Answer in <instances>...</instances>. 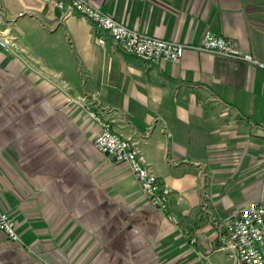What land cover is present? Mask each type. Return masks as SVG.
<instances>
[{
	"label": "crops",
	"instance_id": "1",
	"mask_svg": "<svg viewBox=\"0 0 264 264\" xmlns=\"http://www.w3.org/2000/svg\"><path fill=\"white\" fill-rule=\"evenodd\" d=\"M88 1L183 54L146 63L52 0H0L14 37L0 47V207L21 240L0 230V264H235L223 221L264 205V68L198 45L210 30L264 62V0ZM86 105L134 144L178 224L97 149Z\"/></svg>",
	"mask_w": 264,
	"mask_h": 264
},
{
	"label": "built area",
	"instance_id": "2",
	"mask_svg": "<svg viewBox=\"0 0 264 264\" xmlns=\"http://www.w3.org/2000/svg\"><path fill=\"white\" fill-rule=\"evenodd\" d=\"M53 1L63 11L64 16L67 15L68 9L79 12L93 21L99 29L106 31L110 39L125 52L133 54L146 63L176 62L183 54V44L132 29L114 20L112 16L100 11L86 0ZM97 42L104 45L106 41L100 37ZM13 44L14 37L8 21L0 14V47L8 48ZM198 48L264 68V62L242 51L233 38L210 30L204 31ZM85 110L100 127V132L93 140L97 149L113 162H125L135 176L147 202L163 212L169 221L178 224L177 216L168 211L170 191L150 171L134 144L129 139L114 134L110 124L89 105L85 106ZM261 128L264 130V112ZM15 225L14 219L0 207V229L11 241L18 242L20 238ZM222 241L223 247L231 253L235 264H264V205L258 200H251L237 213L226 217L223 221Z\"/></svg>",
	"mask_w": 264,
	"mask_h": 264
},
{
	"label": "bare ground",
	"instance_id": "3",
	"mask_svg": "<svg viewBox=\"0 0 264 264\" xmlns=\"http://www.w3.org/2000/svg\"><path fill=\"white\" fill-rule=\"evenodd\" d=\"M53 1V0H52ZM89 4H91L92 6H94V7H96V8H98L97 6H95V5H93L92 3H90L88 0H86ZM53 3H54V1H53ZM55 4V3H54ZM56 6V5H55ZM0 7H1V5H0ZM57 7V6H56ZM58 8V7H57ZM59 9V8H58ZM100 11H102L100 8H98ZM59 10H61V9H59ZM62 11V10H61ZM67 11V10H66ZM70 12H75V13H77V14H79V15H81V16H83V17H85L84 15H82V14H80L79 12H77V11H74V10H71V9H68V12H67V14L68 13H70ZM102 12H104V11H102ZM62 13H63V11H62ZM105 13V12H104ZM0 14H1V16L5 19V20H7L6 18H5V15L2 13V8H1V11H0ZM64 14V13H63ZM107 14V13H106ZM86 18V17H85ZM113 18V17H112ZM88 19V18H87ZM114 19V18H113ZM89 20V19H88ZM115 20V19H114ZM8 21V20H7ZM91 21V20H90ZM117 21V20H116ZM91 23L96 27V29H98L99 31H102L103 33H105V37H107V38H109L110 39V37L108 36V34L106 33V31H104V30H101V29H99L97 26H96V24L93 22V21H91ZM104 38V37H103ZM105 39V38H104ZM105 41H106V39H105ZM13 46H14V44H13ZM13 46H11V47H13ZM2 48V47H1ZM127 53V52H126ZM129 54H131V53H129ZM96 112V111H95ZM98 114V113H97ZM101 116V115H100ZM102 117V116H101ZM114 134H115V132H114ZM96 146V145H95ZM112 163H121V162H113L110 158H108ZM135 177V176H134ZM140 187V186H139ZM141 190V189H140ZM157 209V208H156ZM163 213V212H162Z\"/></svg>",
	"mask_w": 264,
	"mask_h": 264
},
{
	"label": "rangeland",
	"instance_id": "4",
	"mask_svg": "<svg viewBox=\"0 0 264 264\" xmlns=\"http://www.w3.org/2000/svg\"><path fill=\"white\" fill-rule=\"evenodd\" d=\"M129 170V169H128ZM130 172V171H129ZM147 201V200H146ZM1 230V229H0ZM2 231V230H1ZM3 232V231H2ZM4 233V232H3ZM4 235H5V237L9 240V241H11L8 237H7V235L4 233ZM11 242H14V243H21V240L20 241H18V242H16V241H11Z\"/></svg>",
	"mask_w": 264,
	"mask_h": 264
}]
</instances>
